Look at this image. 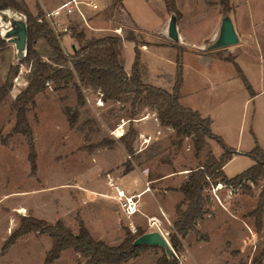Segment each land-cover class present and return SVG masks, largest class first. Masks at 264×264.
<instances>
[{
    "label": "rangeland",
    "instance_id": "1",
    "mask_svg": "<svg viewBox=\"0 0 264 264\" xmlns=\"http://www.w3.org/2000/svg\"><path fill=\"white\" fill-rule=\"evenodd\" d=\"M20 1L37 16L40 10H50L63 0ZM175 2L179 15L172 13V23L165 12L145 0H126L131 13L113 0H103V10L91 13L92 28L79 23L76 27L83 29L87 37L121 36L122 56L128 69L135 58L134 46H126L130 30L135 33L140 49L143 43L145 49L159 42L180 46L181 49L160 46L144 53L143 79L171 90L176 74L175 55L183 51L185 83L181 103L210 117L212 130L230 147L235 149L240 137L245 149L252 138L251 120L256 108L253 96L264 89V0H229V7L222 0ZM24 16L13 8L0 9V29L6 40L0 47V88L10 71L13 75L18 67L12 89L0 102V264L45 262L52 240L44 233H27L8 251L3 250L5 240L24 215L50 223L61 219L75 233L83 221L95 238L111 245L122 242L126 228L132 232L139 228L145 233L161 231L166 235L169 253L163 246H151L124 264H155L165 252L176 255L180 264H254L264 251V214L263 226L257 230L256 218L250 213L259 202L264 180L258 183L243 180L236 187L213 182L205 190L208 203L198 221V232H189L182 238V248L172 247L169 232L178 218L177 205L183 200L177 189L190 170L206 160L208 151L220 156L224 150L218 142L209 140L197 153L192 136H178L174 128L162 126L150 107L141 106L131 120L130 102L109 100L99 104L97 91L84 87L85 102L78 105L73 82L60 87L49 82L46 90L37 94L35 105H28L27 116L37 149V169L32 170L26 138L12 133L16 121L12 103L28 83L30 65L22 63L7 31L16 20H26ZM224 16L232 21L242 41L205 50L203 44L217 35ZM176 22L185 46L175 41ZM60 42L65 53L79 46L74 33L63 35ZM38 47L45 54L50 50L42 39ZM210 56L214 60L209 62ZM231 57L244 71L253 94L234 64L227 60ZM65 106L79 110L74 125L64 111ZM132 125L138 135L133 142L134 153L129 154L120 138ZM104 139L112 142L99 146ZM235 155L225 166L228 177L254 164L246 153ZM110 180L121 183L128 194L150 187L141 197L138 213L131 216L124 213L113 198ZM83 261L79 253L66 249L52 264Z\"/></svg>",
    "mask_w": 264,
    "mask_h": 264
},
{
    "label": "trees",
    "instance_id": "2",
    "mask_svg": "<svg viewBox=\"0 0 264 264\" xmlns=\"http://www.w3.org/2000/svg\"><path fill=\"white\" fill-rule=\"evenodd\" d=\"M114 4L123 7L122 0H113ZM169 13L179 11L175 0H164ZM222 4L229 7V0H222ZM13 8L22 12L27 20L28 43L22 63L30 65L26 87L16 96L12 103L15 110V125L12 133L22 134L27 141L29 161L35 172L37 169V149L33 127L28 119V105H35L37 94L46 90L48 83L56 87L73 82L77 92L78 105H83L85 95L83 88L88 87L102 93L104 101L130 102V119L133 120L140 107H150L162 126L172 127L178 136H192L196 152H201L209 143L215 140L222 148L223 153L217 156L208 151L206 160L196 168L190 170L184 183L177 189L183 194V200L177 205L178 218L169 232V241L175 250L183 247L182 238L189 232H198L197 224L203 216L208 197L205 190L213 182L238 186L243 180L258 183L264 180V149L257 142L255 147L246 153L254 164L234 177H228L224 166L238 152L230 147L221 135L212 130V119L203 116L198 110L184 106L181 103L182 88L184 85L183 51L176 56L175 81L171 90L146 82L143 79L142 53L135 33L130 30L126 40L134 44L135 58L130 72L125 68L122 56L123 38L118 35L102 37H87L83 29L74 28V37L79 46L71 53L66 54L61 45L63 34L57 36L49 23L39 21V15H34L25 2L20 0H0V9ZM44 40L50 50L47 54L40 50L38 42ZM6 44L0 29V47ZM181 49L180 46L174 45ZM233 63L245 86L253 94L252 86L234 57L227 59ZM18 72L16 67L13 75L11 71L5 83L0 88V102L12 89L13 77ZM65 113L74 125L78 121L79 110L65 106ZM138 131L130 127L129 131L120 140L125 144L129 154H133V142ZM106 139L98 145L109 144ZM132 169L131 162H127V170ZM184 206H186L184 208ZM256 218V228L261 230L264 214V182L259 194V202L250 213ZM39 232L47 234L52 240V246L46 255L44 264H52L66 249H73L79 253L84 261L82 264H124L142 254L150 244H137L136 240L145 234L141 228L132 232L126 228V236L118 245H111L102 239L95 238L83 221L80 222L77 233L73 232L63 220L50 223L45 219L32 215H24L17 229L13 230L5 240L3 250L12 246L19 237ZM155 264H180L176 255L170 256L167 252L158 258ZM254 264H264V251Z\"/></svg>",
    "mask_w": 264,
    "mask_h": 264
},
{
    "label": "built area",
    "instance_id": "3",
    "mask_svg": "<svg viewBox=\"0 0 264 264\" xmlns=\"http://www.w3.org/2000/svg\"><path fill=\"white\" fill-rule=\"evenodd\" d=\"M103 8L101 0H63L54 8L45 10L39 21H47L57 36L73 34L77 23L92 28L90 16L102 11ZM97 93L100 95L98 103L104 104L102 93L99 89ZM109 185L113 191V198L119 202L121 209L127 216L134 215L140 211L141 197L150 189L148 186L142 192L128 194L123 185L117 181L110 180ZM217 185H222V183ZM131 228L134 231L137 230L134 225ZM160 233L168 241L166 235L161 231Z\"/></svg>",
    "mask_w": 264,
    "mask_h": 264
},
{
    "label": "crops",
    "instance_id": "4",
    "mask_svg": "<svg viewBox=\"0 0 264 264\" xmlns=\"http://www.w3.org/2000/svg\"><path fill=\"white\" fill-rule=\"evenodd\" d=\"M102 1L103 0H101V4H102ZM145 1L149 2L153 8H157L158 7V8H160L162 10V12H165V14L167 15L168 22L172 23V14L168 12L164 0H162V3L160 2V0H145ZM122 3H123L124 8L129 13H131L128 10V6L129 5L127 6L126 0H122ZM234 12H236V8H235ZM222 18H223V21H224V19L228 18V16H224ZM223 21H222V23L220 25L219 32L217 33V35L214 38H212V40L209 43L203 44L202 48H204L205 50L209 51V50H215V49L223 47L220 44V42H221V30H222ZM236 22L238 23V20ZM137 28L139 29L138 23H137ZM178 28H179V25H178V22H176L175 23V41H177L179 45H184L185 46V42L182 39V34H181V31H180V28L179 29ZM237 35H238V42L235 43V44H238V43H240L242 41V37L239 35V31L238 30H237ZM142 45L144 46L141 49L142 50V60H143L144 53H146L147 51H149V50H151V49H153L155 47L164 46V47H168V48H175L169 42H159V44L153 45L152 48H148V49H145V45L146 44L143 43ZM192 45H194V44H192ZM126 46H127V48H129V46H134V44L132 42H129L128 45H126ZM176 56H177V53L175 55V60H176ZM207 58H208L209 62L211 60H214V59H211L212 58L211 56H210V58L209 57H207ZM235 58H236V56H235ZM131 67H132V65H131ZM131 67L128 69L126 67V65H125V68H126V70L128 72H130ZM184 83H185V80H184ZM253 97H254V100H255V103H256V108L254 110V114H253V117H252V120H251L252 138L248 142V147L243 149L242 143H241V138L239 137L238 143H237V147L235 148L238 153H247V152H249L250 150H252L255 147L257 142L264 149V89H261L260 91H258ZM205 117H208V116H205ZM212 125H213V121H212ZM236 156L237 155H234L233 158L230 161H232ZM225 166H224V170H225ZM9 234H10V229H8L7 235H9ZM9 248L7 249V251L9 250Z\"/></svg>",
    "mask_w": 264,
    "mask_h": 264
},
{
    "label": "water",
    "instance_id": "5",
    "mask_svg": "<svg viewBox=\"0 0 264 264\" xmlns=\"http://www.w3.org/2000/svg\"><path fill=\"white\" fill-rule=\"evenodd\" d=\"M25 17V16H24ZM26 18V17H25ZM7 35L11 37L9 40L15 43L18 57L23 59L27 51L28 43V29L27 20H16L15 25L7 31ZM238 42V35L234 29L233 23L230 19L226 18L222 24L221 30V42L222 46L232 45ZM75 50L76 47L73 46ZM137 244H150V245H160L166 248L168 253L170 252V247L168 241L163 237L160 232L145 233L139 239L136 240Z\"/></svg>",
    "mask_w": 264,
    "mask_h": 264
}]
</instances>
